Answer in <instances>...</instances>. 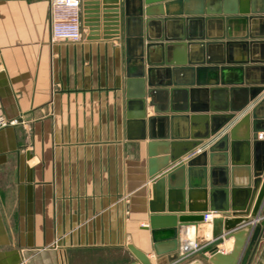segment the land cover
<instances>
[{
	"label": "crops",
	"instance_id": "1",
	"mask_svg": "<svg viewBox=\"0 0 264 264\" xmlns=\"http://www.w3.org/2000/svg\"><path fill=\"white\" fill-rule=\"evenodd\" d=\"M198 6L193 2L187 7L195 10ZM185 7H180L181 12ZM169 12H178V6H171ZM176 32L164 23L160 29L149 28L155 40L187 34ZM89 34L82 24L80 42L54 40L48 0H0V116L18 120L17 125L0 130V264H131L135 259L128 244L145 252L155 264L150 231L142 230L148 224L153 191V181L147 177V139L139 144L127 126L139 111L133 97L137 85L127 78V69L132 74L138 64L130 62L127 68L118 37L105 39L101 28L95 33L97 38L89 39ZM212 34L216 35V29ZM247 34L251 31L242 25L230 32L240 38ZM177 45L173 54L154 46L148 59L158 64L194 59ZM242 49L234 45L224 56L238 65L249 59ZM146 60L144 50V64ZM255 75L248 82H257L259 74ZM211 77L204 82H215ZM179 78L180 83L185 81ZM235 81L234 73L225 78L228 87ZM182 95L176 94L177 104H182ZM159 102L155 107L160 110ZM234 103L239 106L242 101L234 98ZM149 104L146 97V118L155 116ZM193 104L219 109L220 101L212 103L210 95L201 91L194 94ZM254 105L236 113L238 117L225 132ZM185 115L190 113L178 116ZM204 127L205 120L193 126L175 120L173 134L201 133ZM246 130L243 125L238 134ZM258 136L264 140V133ZM176 142L181 148L186 145ZM194 230L189 226L179 231L177 259L171 264L184 263L179 244L187 238L199 237L204 244L212 237L211 225L199 226L195 234ZM232 243V239L224 241L203 253H229ZM199 258L197 252L183 259Z\"/></svg>",
	"mask_w": 264,
	"mask_h": 264
},
{
	"label": "water",
	"instance_id": "2",
	"mask_svg": "<svg viewBox=\"0 0 264 264\" xmlns=\"http://www.w3.org/2000/svg\"><path fill=\"white\" fill-rule=\"evenodd\" d=\"M193 2L199 6L188 10ZM175 5L178 12H169ZM161 23L177 34H187L165 40L150 38L149 28L155 25L160 29ZM82 24L89 30V39L97 38L95 33L100 28L105 39H121L127 68L130 62L138 64L132 74L127 69V78L137 85L133 97L139 107L127 126L133 129L139 144L147 139V177L153 181V191L148 202V224L142 230L150 231L155 264L175 261L179 231L189 226L198 229L207 212L218 217L212 221V240L198 253L208 264H248L264 233V222L257 223L264 219V140L258 138L264 133V0H82ZM238 25L251 34L242 38L230 35ZM164 41L166 44H162ZM177 44L194 59L165 64L148 59L152 47L160 46L173 54L180 47ZM234 45L243 48V55L249 56L247 61L236 65L224 56ZM254 54L259 57L251 58ZM163 65L166 68H160ZM230 73L236 81L228 87L225 78ZM255 73L259 74L258 81L248 82L251 76L257 78ZM180 76L185 80L182 83ZM208 76L215 82H204ZM172 77L176 81L171 82ZM219 85L222 88H215ZM201 91L210 95L212 103L220 101L219 109L205 104L197 108L194 94ZM177 93L184 94L182 104L176 103ZM146 97L154 106L155 116L150 118H146ZM234 98L242 103L235 106ZM157 101L162 103L160 110L155 107ZM252 104L251 112L226 133L238 117L236 113L240 115ZM207 112L211 115H201ZM184 113L190 115L178 116ZM175 120L189 121L192 126L205 120L204 131L178 137L173 134ZM243 125L247 130L240 135L238 130ZM176 141H185L182 143L186 145L181 148ZM231 238L229 253H203ZM126 248L140 264H153L134 245Z\"/></svg>",
	"mask_w": 264,
	"mask_h": 264
},
{
	"label": "built area",
	"instance_id": "3",
	"mask_svg": "<svg viewBox=\"0 0 264 264\" xmlns=\"http://www.w3.org/2000/svg\"><path fill=\"white\" fill-rule=\"evenodd\" d=\"M49 1V27L51 38L54 40H64L71 43H78L82 39V0H48ZM18 124L17 119H8L0 116V130ZM215 215L211 212L203 214V222L199 226L211 225ZM195 228V227H193ZM196 230V229H195ZM194 230V234H195ZM199 237L187 238L179 244L181 258L190 257L199 252L203 246L208 244ZM131 264H140L134 261Z\"/></svg>",
	"mask_w": 264,
	"mask_h": 264
},
{
	"label": "rangeland",
	"instance_id": "4",
	"mask_svg": "<svg viewBox=\"0 0 264 264\" xmlns=\"http://www.w3.org/2000/svg\"><path fill=\"white\" fill-rule=\"evenodd\" d=\"M261 216L264 217V208L262 209V213H261ZM264 222V219L263 220H260L258 221L257 223H261L263 224ZM193 238V237H192ZM191 238V239H192ZM200 239V238H199ZM256 251H254V256L252 258V261L250 264H264V239H260L259 243L257 244V247H256ZM194 263L192 264H208L204 259L202 258H199V259H195L196 261H194V259H187L185 261H183L184 263L183 264H188L190 263V261ZM191 264V263H190Z\"/></svg>",
	"mask_w": 264,
	"mask_h": 264
},
{
	"label": "bare ground",
	"instance_id": "5",
	"mask_svg": "<svg viewBox=\"0 0 264 264\" xmlns=\"http://www.w3.org/2000/svg\"><path fill=\"white\" fill-rule=\"evenodd\" d=\"M215 217L217 218L218 217V215H215ZM215 217L213 218V220L215 219ZM209 225V224H208ZM207 225V226H208ZM205 226V225H204ZM232 240H233V238H231ZM231 239H229V240H231ZM228 243V242H227ZM232 246H233V243H232ZM231 249H232V247H231Z\"/></svg>",
	"mask_w": 264,
	"mask_h": 264
}]
</instances>
